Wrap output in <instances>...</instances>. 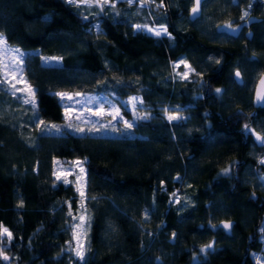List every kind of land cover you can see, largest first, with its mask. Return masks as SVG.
<instances>
[{
  "label": "trees",
  "instance_id": "16d2710c",
  "mask_svg": "<svg viewBox=\"0 0 264 264\" xmlns=\"http://www.w3.org/2000/svg\"><path fill=\"white\" fill-rule=\"evenodd\" d=\"M259 1L205 0L201 14L190 21L187 0H166V8L140 7L138 0L130 7L119 0V22L107 9L99 17L103 34H97L88 31L97 22L91 19L95 7L77 9L64 0H0V31L8 42L37 48L26 53L24 75L38 90L41 119L62 120V106L52 95L58 90L138 94L155 117L136 123L131 135L65 129L62 135L40 133L32 144L0 121V224L14 236L5 247L11 259H0V264H71L72 253L61 251L71 240L72 221L64 202L71 201L75 213L79 197L73 185L53 178L54 157L88 159L87 192L98 199L87 202L92 218L87 264H256L251 251H261L264 199L252 175L264 171L255 160L263 146L244 134L242 126L254 127V119L264 118V107L252 105L254 75L264 68ZM250 2L257 21L235 32L220 28L239 21ZM153 21L169 25L174 41L130 27ZM41 54L63 61L45 65ZM179 56L211 89L223 88L224 93L217 96L198 83L171 78L169 63ZM233 69L241 72L239 83L232 78ZM164 103L186 109L188 119L169 125L162 119ZM233 161L231 174L221 175ZM178 174L181 181L174 179ZM173 193L187 208L170 203ZM21 200L23 207H17ZM145 209L150 210L146 221ZM220 219L233 220L231 231L217 225ZM208 243L214 249L200 253Z\"/></svg>",
  "mask_w": 264,
  "mask_h": 264
},
{
  "label": "snow or ice",
  "instance_id": "6c2138e0",
  "mask_svg": "<svg viewBox=\"0 0 264 264\" xmlns=\"http://www.w3.org/2000/svg\"><path fill=\"white\" fill-rule=\"evenodd\" d=\"M119 0H64V3L74 6L77 9L82 8H93L95 7L98 11L91 14V19H97V23L92 24V27L88 29L91 32L93 29L96 30L97 34H103V30L99 23V17L102 15H107V9H111L114 13L113 19L115 22H119L116 20L121 14L116 11L117 3ZM130 7L133 6L137 0H124ZM140 7H144L148 4H153L156 8H166V0H159V3L156 0H138ZM205 0H192V7L190 9V16L195 18L201 13V9L204 5ZM236 0H233L235 3ZM252 4L251 2L247 5L246 8L242 10V14L240 16L241 21L247 22L250 18V11ZM166 16V12L162 14ZM82 19L85 21L91 22L89 15L82 16ZM254 19V18H253ZM134 32H147L152 36H155L157 39L162 37H167L168 40L174 41L175 37L172 32L169 31V25L160 24L157 21H153L152 24L144 23V24H132L130 25ZM227 29L232 30L233 32L238 31L240 25L236 28L232 27V23L229 22L224 25ZM9 37L2 31H0V91H4L6 94L11 95L17 101L22 102L25 105H29L33 112V120L32 123L35 124L37 130L42 134H64V130H69L77 133H93L100 132L103 129H110L113 132H122L128 131L135 127L136 123L141 120H151L155 119V117L151 114V112H143L139 111L140 108L143 107L144 101L142 98L138 96H131L128 98L125 106L131 105L132 118L125 119L124 113L122 111V107H117L116 103L109 100L108 97H98L94 95H88L81 91L76 92H66V91H57L52 93L55 97L58 98L59 102L64 108L63 115L66 123L64 125H56L50 124L39 117V107H38V99H37V89L33 87L30 83H28L24 72L26 67V56L27 54L23 52L19 47H11L9 46ZM210 61L213 60V57L208 58ZM41 60L45 65H54L59 66L63 57H41ZM216 64H220L221 61L219 59L215 60ZM183 66V72H176L175 77H178L181 81L185 83H198L201 88L208 87L209 91H214L217 96H220L224 93L223 88H215L214 90L207 84V82L203 79L201 73L196 72V70L192 67L190 63H188L187 59L181 58L178 61L172 62V67L174 71L179 69L180 66ZM200 76L201 79L199 81H195L192 79V76ZM234 76L239 81L241 78V72L237 69L234 73ZM98 83L105 84L106 81H100ZM120 83V81H117ZM23 84V87L20 85ZM114 95V93H113ZM199 98V97H198ZM254 103L261 107H264V73L261 74L260 85L257 87L254 96ZM109 105V107L105 108V105ZM91 105H96L95 109L90 107ZM77 106H80L79 108ZM87 109L92 116L95 117H111V119L107 120L106 123L97 125L95 122L90 121L84 115V109ZM163 112L162 119L168 121L169 125L176 126L181 121H186L188 117L183 115V112L186 109H182L179 105L165 106L161 109ZM239 115H243V113H238ZM80 123L88 125L87 127L79 126ZM122 125V127H121ZM191 132V130H189ZM242 131L244 134L254 137L255 142L264 146V124L261 125V130L257 131L253 128L249 123H245L242 126ZM175 138V137H173ZM54 165L59 164L55 158L53 159ZM68 164V168L62 171H53V176L57 182H62L64 185H73L75 187L76 193H78L80 198V203L77 208V213L75 214L72 210V202L65 201L64 203L68 206L67 215L71 217V223L68 225L72 229V239L66 241L67 249H61L62 252L65 250L71 252L75 257V260L79 262V264H87L88 256L87 253L90 252V246L87 244V230L91 227V216L88 215L87 202L91 200H97L96 196H89L87 192L88 186V177H87V169L84 165L87 163V157L83 160L75 159L70 162H66ZM260 165H264V157H261L258 160ZM236 167V162L233 161L228 167H225L221 170V175L228 176L231 174L233 168ZM78 168L79 172H75V169ZM35 171V169H34ZM74 176V180H70L68 177ZM175 180L181 181L182 177L179 174L174 177ZM262 186H264V176H260ZM161 188H163L164 181H161ZM55 186V184L53 185ZM255 193H253V197ZM170 203H174L176 205H182L181 210L187 208V204L181 200L175 193L170 196ZM17 207H23V201L21 200ZM150 210H144V220L146 221L149 218ZM232 222L226 221L221 222L219 227H222L226 231H231ZM211 228L218 227L217 225H210ZM261 232L264 233V228L261 229ZM149 235H153L152 233H148ZM81 236H84L85 239L82 241ZM177 236L176 232L172 233V239H175ZM14 239L13 233L2 224H0V259L4 261H9L11 258L6 254L5 247L6 244H11ZM74 245V246H73ZM214 249V243H208L202 246L199 251L203 254H208L210 250ZM194 259H198L196 254H193ZM257 264H264V257L256 256L255 257Z\"/></svg>",
  "mask_w": 264,
  "mask_h": 264
},
{
  "label": "rangeland",
  "instance_id": "374dc122",
  "mask_svg": "<svg viewBox=\"0 0 264 264\" xmlns=\"http://www.w3.org/2000/svg\"><path fill=\"white\" fill-rule=\"evenodd\" d=\"M138 5H139V2H138ZM148 5H146L145 7H148ZM262 7H263V12H264V5H262ZM242 10L240 11V16L242 14ZM240 20L237 21V22H235L234 24H232V27L233 28H236L238 25L241 26ZM136 24H144V23H136ZM148 24L151 25L152 23H148ZM226 24L227 23H223V25H220V28L221 29H224V30H226L228 32H232V30L227 29L226 27H224V25H226ZM93 30L96 31L95 29H93ZM145 33H147V32H145ZM147 34H149V33H147ZM9 46H11L13 48L19 47L25 53H27V52H34L37 49V48L26 49V48L20 47L17 44H10V43H9ZM41 57H59V56L41 54ZM41 57H40V59H41ZM181 58H184V57L183 56H179L176 60L171 61L169 63V66H170L169 71H170L171 78L175 77L176 72H183L184 71V68H183L182 65L180 66L179 69H176L175 71H174V69L172 67V62L178 61ZM42 63H43V61H42ZM258 73L254 75V78L255 79L257 78ZM176 78L179 79L178 77H176ZM194 78H195V76L193 75L192 76V79L194 80ZM173 79H175V78H173ZM23 86H24L23 84L20 85V87H23ZM58 91H66V92H69V93L76 92V91H68V90H58ZM81 92H84V93H86L88 95L98 96V97H101V98L107 96L109 100H111V101H113V102L116 103V106L117 107H122V111L124 113L125 119H131L132 118L131 105H127L126 107H123V106H125L126 102L128 101V98L131 97V96H138V97H140L138 94H128V95H126L124 97H119V96H116L115 94L113 95V93H104L103 94L101 92H92V91H81ZM165 106L175 107L177 105H174V104H171V103H167V104L164 103L163 106H162V108L165 107ZM77 107L79 108L80 106H77ZM90 107H92L93 109H95L96 105H91ZM107 107H109V105L106 104L105 105V108H107ZM62 109H63L62 110V120L60 122H56V121H46V122H48L50 124L64 125L66 123V121H65L64 115H63V111H64L63 106H62ZM139 111L150 112L144 106V104H143V107L139 109ZM161 113L163 115V112H161ZM84 115H85V117L87 119H89L92 122H95L97 125L106 123L107 120L111 119V117H108V116H105V117H95V116H92L89 112H87V109L86 108L84 109ZM183 115L185 116L184 112H183ZM32 120H33V112H32V109H31V107L29 105H25L22 102L17 101L11 95L6 94L4 91H0V121H2V122L5 121L7 124H10V126H12V128H15L16 129V131L19 134V136L22 137L26 141V143L27 142L28 143L30 142V144H32V142L35 139V137L38 134L41 133V132H39L37 130L35 124L32 123ZM253 122H254V127L253 128H256L257 131H260L261 130V125L264 124V118H262V117L260 118L259 117L258 119H254ZM79 126H81V127H87L88 125H85L83 123H80ZM121 127H122V125H121ZM74 133H77V132H74ZM133 133L134 132L132 131V129L131 130H128L126 132L125 131H122V132H113L110 129H103L100 132H93V133L85 132V133H77V134H101V135H117V134H124L125 135V134H129V135H131ZM252 138H253V140L255 142L254 137H252ZM261 157H264V146L262 148V152L260 154H258V155H255L256 162H258V160ZM54 158L57 161H59L60 163L54 165L53 160H52V164H53V166H52V175H53V171L54 170L59 172V171H62L64 169H67L68 168V164L66 162H63L59 157H54ZM75 159H81V160H83L82 157H73V160H75ZM84 167L87 169L86 164L84 165ZM35 169H36V166H35ZM75 172H79V169L76 168L75 169ZM260 176H264V171L261 172V173H257L254 176L252 175V177H253L252 182L254 181L256 183L257 187L262 191V195H263V199H264V186H262L261 180L259 179ZM53 178L55 179L54 176H53ZM68 178L70 180H74L75 179L74 176H69ZM78 197H79V195H78ZM79 203H80V198H79V201H78V205H79ZM75 214L79 215V214H82V213H77V209H76ZM88 215L91 216L89 210H88ZM263 226H264V216H263V218H262V220L260 222V225L258 227V229H259L258 237H259V243H260V246L259 247H260L261 251L264 250V233L261 232V229L263 228ZM71 233H72V229H71ZM71 239H72V235H71ZM84 239H85V237L84 236H81V240L83 241ZM87 244L89 245V229L87 230ZM67 247H66V249H67ZM261 251H256V250H252L251 251V256H252V258H253V260H254V262L256 264H257V261L255 259L256 256L264 257V255L261 253ZM72 257H73V260L71 261V264L72 263L74 264V262L77 263V264H79V262H77L75 260V257L73 256V254H72Z\"/></svg>",
  "mask_w": 264,
  "mask_h": 264
},
{
  "label": "water",
  "instance_id": "95a60500",
  "mask_svg": "<svg viewBox=\"0 0 264 264\" xmlns=\"http://www.w3.org/2000/svg\"><path fill=\"white\" fill-rule=\"evenodd\" d=\"M262 2L264 3V0H262ZM192 6H193V5L191 4V6H190L189 9H188V14H187L188 18H190V19H193V17L190 16V9H191ZM253 18H254V19H253ZM258 19H259L258 16L254 15V14H250V18H249V20H248L247 22L243 21L242 24H243V26H247L249 23H251V22H255V21H257ZM244 34H245L246 37H249V30H246ZM236 70H237V69H234V70H233V72H232V78H233V80H234L235 82L239 83V82L241 81V78H240V80L238 81V80L236 79V77L234 76V73H235ZM262 73H264V68H263V69L260 71V73L258 74L257 79H256V81H255V83H254V85H253V88H252V105H253V107H261V106L256 105V104L254 103V96H255V91H256L257 87L260 85V79H261V74H262ZM62 161H63V162H70V161H73V159H72V158L62 157ZM87 161H88V159H87ZM250 197L253 198V199L255 198V196L253 197V192H252V191H250ZM226 221H231V222L233 223V220H232V219H220V220L217 221V225L219 226V225L221 224V222H226Z\"/></svg>",
  "mask_w": 264,
  "mask_h": 264
},
{
  "label": "flooded vegetation",
  "instance_id": "af4514ba",
  "mask_svg": "<svg viewBox=\"0 0 264 264\" xmlns=\"http://www.w3.org/2000/svg\"><path fill=\"white\" fill-rule=\"evenodd\" d=\"M156 2L159 3V1H156ZM187 4H188V5H186V7H185V16L188 18V16H187V14H188V9H189V7H190L191 4H192V0H187ZM258 5H259L258 7L261 8V10H263L262 5H264V3L262 2V0L259 1ZM201 10H202V9H201ZM249 11L251 12V9H249ZM182 13H183V12H182ZM167 14H168V13H167ZM180 14H181V13H178L177 15H180ZM200 14H201V13H200ZM167 16H168L167 18L169 19V18H173L174 15H172V14H168ZM198 16H199V15H198ZM198 16H197V17H198ZM197 17H195V18H193V19H190V18H188V19H189L190 21H193V20H195ZM242 22H243V21L240 20L241 26L243 27ZM240 28H241V27H240ZM240 28H239V29H240ZM233 70H234V69H233Z\"/></svg>",
  "mask_w": 264,
  "mask_h": 264
}]
</instances>
